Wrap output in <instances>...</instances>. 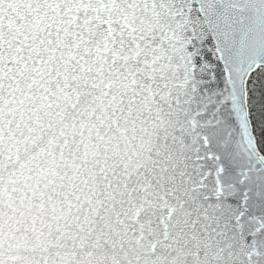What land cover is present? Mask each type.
I'll list each match as a JSON object with an SVG mask.
<instances>
[{"label": "snow or ice", "instance_id": "1", "mask_svg": "<svg viewBox=\"0 0 264 264\" xmlns=\"http://www.w3.org/2000/svg\"><path fill=\"white\" fill-rule=\"evenodd\" d=\"M0 264H264V0H0Z\"/></svg>", "mask_w": 264, "mask_h": 264}]
</instances>
